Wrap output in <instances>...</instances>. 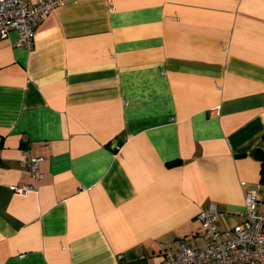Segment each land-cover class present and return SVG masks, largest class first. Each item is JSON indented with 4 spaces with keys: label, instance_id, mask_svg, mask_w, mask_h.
Segmentation results:
<instances>
[{
    "label": "crops",
    "instance_id": "1",
    "mask_svg": "<svg viewBox=\"0 0 264 264\" xmlns=\"http://www.w3.org/2000/svg\"><path fill=\"white\" fill-rule=\"evenodd\" d=\"M16 37L0 38V264H158L205 243L210 202L220 230L248 191L264 215V0H65L30 47Z\"/></svg>",
    "mask_w": 264,
    "mask_h": 264
},
{
    "label": "built area",
    "instance_id": "2",
    "mask_svg": "<svg viewBox=\"0 0 264 264\" xmlns=\"http://www.w3.org/2000/svg\"><path fill=\"white\" fill-rule=\"evenodd\" d=\"M65 0H0V38L11 29L17 31L14 43L30 47L37 22ZM21 161L35 176H39L40 156L21 152ZM17 192L34 189L31 183L15 185ZM258 196L248 191L244 195L243 220L234 227L218 229L215 225L216 205L210 202L197 213L206 234L202 246L193 247L179 242L165 249L158 264H261L264 263V215L257 208Z\"/></svg>",
    "mask_w": 264,
    "mask_h": 264
},
{
    "label": "trees",
    "instance_id": "3",
    "mask_svg": "<svg viewBox=\"0 0 264 264\" xmlns=\"http://www.w3.org/2000/svg\"><path fill=\"white\" fill-rule=\"evenodd\" d=\"M255 157L260 161V180L264 182V151L262 149H257Z\"/></svg>",
    "mask_w": 264,
    "mask_h": 264
}]
</instances>
